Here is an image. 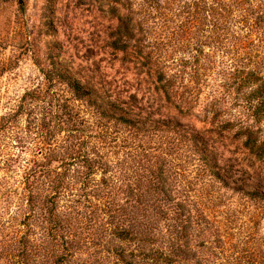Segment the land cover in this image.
<instances>
[{
	"label": "rangeland",
	"instance_id": "obj_1",
	"mask_svg": "<svg viewBox=\"0 0 264 264\" xmlns=\"http://www.w3.org/2000/svg\"><path fill=\"white\" fill-rule=\"evenodd\" d=\"M238 2L0 0V264L19 261L21 237L52 241L46 197L74 241L66 264L117 263L122 206L155 249L177 235V264H264V158L242 139L251 126L264 149L247 103L264 81V0Z\"/></svg>",
	"mask_w": 264,
	"mask_h": 264
},
{
	"label": "trees",
	"instance_id": "obj_2",
	"mask_svg": "<svg viewBox=\"0 0 264 264\" xmlns=\"http://www.w3.org/2000/svg\"><path fill=\"white\" fill-rule=\"evenodd\" d=\"M244 0H240V2L237 3V5L243 4ZM246 3V2H245ZM263 9V8H262ZM262 9H259V12L262 11ZM264 11V10H263ZM264 14V13H262ZM214 16V14H212ZM260 15V14H258ZM212 17V16H211ZM263 26H264V19L262 20ZM260 22H256V25L261 24ZM254 24V25H255ZM127 46H117L116 49L126 51ZM151 53H149L148 58L151 57ZM158 73V82L162 85V89L165 92H168L167 87L172 86V82L170 80H167L165 77V73L163 71L157 70ZM243 76H260L255 71H249V74H246L244 71H242ZM73 86H76L72 84ZM260 88L257 89L255 93H253L248 99V104H254L255 110H254V117L257 118V116H264V81L260 84ZM123 121L125 125L129 128L137 129L133 122L129 120H125L124 118H120V121ZM258 120V119H257ZM242 139L244 141L245 148L253 155H256V157L264 158V149L260 141L259 135L257 132H255L251 126H246L242 132ZM195 140V137H194ZM50 163V162H49ZM45 168L46 166H42ZM207 169L213 174L217 175L216 165L214 163H209L206 165ZM91 168V166H90ZM48 169V168H45ZM64 175H61V177ZM160 178L162 175H159ZM158 179V178H157ZM62 182V181H61ZM158 182H160V179H158ZM164 184V180H163ZM160 185V184H159ZM63 187L61 186V183L56 186V192L60 193ZM162 195L167 196L168 193L165 190L164 186H162V189L160 190ZM159 192L158 190H154V193L157 194ZM124 193V192H123ZM139 199H143L145 201V195L143 192H138ZM55 198V197H54ZM43 206H47L45 210L48 211V218L51 223V235L49 236L52 241L49 242L48 239L41 240V242L35 243L31 241L27 237H21L19 239L18 244L20 245L19 248V254L17 255V258L19 259L18 262H14V264H32V260H37L36 264H66V260L71 254V250L75 247L74 241L67 240L66 236L63 234L57 233L58 231L66 230L65 227L58 222L57 220H54L55 217V208L53 199L45 198L42 200ZM180 206V205H178ZM122 214L117 218L119 220L116 221L115 228H111V246L114 245L115 249L113 251L114 256L117 259L116 264H177L179 261L177 260L179 255L182 256L187 251L181 250L182 245H179V238L176 237V234H173L174 237H171L170 240H168V246L165 248V250L162 249H155V246L159 243L158 240H155V237L153 234H151L149 231L152 229L151 225H144L146 227L145 232H139V230L133 228L134 225H128L131 229H126L124 222L127 221L126 212L124 209V206L120 207ZM159 210H161L159 208ZM114 212H117L115 209ZM112 213V211H111ZM164 213V216L168 213ZM115 214V213H112ZM112 217V216H111ZM125 221L123 220V218ZM114 221V219H111ZM131 222V220H130ZM155 225L158 227V224L156 222L152 223V225ZM174 227V226H173ZM144 233V234H143ZM174 233L175 229H174ZM184 237H181V239ZM141 245V252L138 254H135L134 252H128L123 245ZM179 245V246H177ZM161 247V246H160ZM112 248V247H111ZM112 250V249H111ZM59 252H62V254H59ZM188 254V253H187ZM189 255V254H188ZM138 258H141L139 261H137ZM185 261L189 263V261H193L192 258H185Z\"/></svg>",
	"mask_w": 264,
	"mask_h": 264
}]
</instances>
